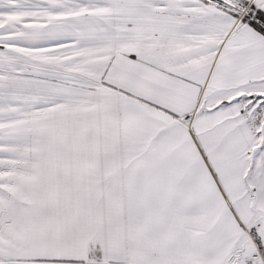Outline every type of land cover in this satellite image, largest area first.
Returning a JSON list of instances; mask_svg holds the SVG:
<instances>
[{
	"label": "snow or ice",
	"instance_id": "6c2138e0",
	"mask_svg": "<svg viewBox=\"0 0 264 264\" xmlns=\"http://www.w3.org/2000/svg\"><path fill=\"white\" fill-rule=\"evenodd\" d=\"M0 264H264V0H0Z\"/></svg>",
	"mask_w": 264,
	"mask_h": 264
}]
</instances>
